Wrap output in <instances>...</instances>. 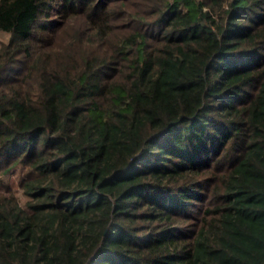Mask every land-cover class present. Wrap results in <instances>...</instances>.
I'll return each instance as SVG.
<instances>
[{
  "label": "trees",
  "instance_id": "obj_1",
  "mask_svg": "<svg viewBox=\"0 0 264 264\" xmlns=\"http://www.w3.org/2000/svg\"><path fill=\"white\" fill-rule=\"evenodd\" d=\"M0 30V264H264V0H0Z\"/></svg>",
  "mask_w": 264,
  "mask_h": 264
},
{
  "label": "rangeland",
  "instance_id": "obj_2",
  "mask_svg": "<svg viewBox=\"0 0 264 264\" xmlns=\"http://www.w3.org/2000/svg\"><path fill=\"white\" fill-rule=\"evenodd\" d=\"M8 33L0 30V46L8 41ZM15 165L8 171L3 172L0 170V194L12 191L17 196L18 201L23 204L25 195L20 186V178L24 174V166Z\"/></svg>",
  "mask_w": 264,
  "mask_h": 264
}]
</instances>
